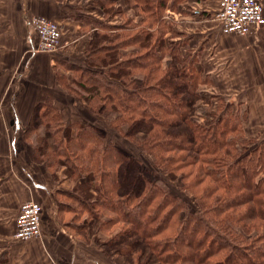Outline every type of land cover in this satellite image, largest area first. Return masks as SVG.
<instances>
[{
    "label": "trees",
    "instance_id": "1",
    "mask_svg": "<svg viewBox=\"0 0 264 264\" xmlns=\"http://www.w3.org/2000/svg\"><path fill=\"white\" fill-rule=\"evenodd\" d=\"M141 3L143 13L146 17L150 15L151 21L146 26L136 27L138 22L133 23L130 15L120 24H105L97 20L100 37H104L97 44L91 40L85 60L86 65L92 68L99 66L101 72L79 66L82 73L79 86L89 96L95 95L103 100L101 106L115 109L116 117L128 125L127 135L133 137L140 128L148 130L150 136L138 143L155 159L164 160L162 152L175 149L178 144H182L180 149L194 153L169 157L167 165L170 172H177L186 163L201 161L205 174L194 176L193 182L211 177L216 184L206 188V192L198 198L199 206L191 210L186 200L158 186L154 172L144 167L136 153L118 148L113 140H106L102 136L104 132L91 124H80L77 120H72L70 124L64 122L60 113L51 106L44 112V117L48 118L47 126L65 136L56 141L55 154L50 156L48 141L41 139L37 156H47L51 166H57L62 161L70 166L69 159L74 157L72 168L77 166L73 170L78 174L75 178L81 179L83 174L90 179L89 184L84 182L79 185L88 184L82 190L83 195H92L91 190H95L98 207H109L112 213L118 214V221H136L135 232L131 234L136 236V243L140 236L146 239L148 246L151 244L156 255L154 261L172 264H264V174L260 176L264 173V150L261 143L246 153L231 154V151L237 150L233 145L238 138L227 137V134L234 131L236 125L230 126L227 120L222 125V134L215 137L212 126L192 119L190 111L198 98L196 76L178 67L177 62H169L171 66L158 77L165 50L177 44L166 40L165 25L161 21L168 0H141ZM115 5L116 0H98L97 7L104 9ZM116 7L118 12H124L121 6ZM161 25L164 27L160 30ZM107 35L111 38L105 40ZM149 40L151 44L142 54V59L138 58L139 54H122L125 44L134 42L143 46ZM137 67L147 70L145 82L142 86L136 84L129 87L127 84L135 82L132 77ZM182 124L184 127H181ZM177 128L182 129L177 131ZM246 145L243 144L245 150ZM223 147L227 149L222 154ZM159 197H163L162 203L156 202ZM80 200L87 211L92 200L88 201L84 196ZM152 204L155 212L150 218L147 217V208ZM146 217L147 229L150 228L151 233L140 228L138 222ZM89 218L93 220V216ZM90 219H86V227H90Z\"/></svg>",
    "mask_w": 264,
    "mask_h": 264
},
{
    "label": "rangeland",
    "instance_id": "2",
    "mask_svg": "<svg viewBox=\"0 0 264 264\" xmlns=\"http://www.w3.org/2000/svg\"><path fill=\"white\" fill-rule=\"evenodd\" d=\"M14 1H16L17 5L19 6L18 8L17 6L11 8L14 5ZM0 2L5 5L3 7V5L0 3V36L6 29L11 32L6 37L2 36L0 38V44H14L17 47L18 52L23 55L18 62L15 55L10 56L8 54H1L5 60L11 59V62H4V64L8 65V67L5 68L1 67L3 64H0V122L3 121L5 123V121L10 122V120H13L14 114L12 113L11 109H8V106L11 103V105L15 106L16 109L20 110L22 121L28 123L27 129H25L24 132L22 130L21 133V130L18 129L11 134L14 138L17 136H23L26 140V145L24 143L23 145L25 147L27 146V156L29 154V159L26 163L28 171L34 173L35 175L39 172L40 177L42 178L51 175L53 179H59L63 182L67 181L68 184L72 185L75 195L72 194V197L70 195L68 198L65 196H60L65 205L70 202L72 204H77V199H79L77 193L81 195V197H86L87 200H92V202H90L91 207L86 208L87 211L82 212L83 214L80 216L81 219L75 218L77 215H75L70 210L65 212V217L67 219L75 218L76 222H78L79 225H82L81 228H84V226L87 224L85 219H90L89 217L93 216V220L90 219L91 225L89 228H84L83 232L80 230L75 232L78 236L83 238V240H86L85 237L88 232L92 237L93 234H95L96 237L94 240L99 242L107 253V258L110 261L108 264H172L154 261L156 255L150 247L151 244L149 246L147 245L146 239L144 240L142 237L138 236L139 242L136 243V236L131 234L132 232H135L134 223L136 221H118V214L112 213L109 207H98V193H96L95 190H91L94 193L92 195H83L82 190L85 188L86 183L89 184L90 179L83 177V174L81 179L75 178V174L76 176L78 174L73 170L77 169V166L72 168V166H74V157L71 156L72 158L69 159L70 166L69 164L65 165L64 161H62L61 164H56L57 166H51L47 156L41 158L37 156V148L41 139H46V141H48L47 147L49 149L48 154L50 156V154H55L53 151L56 149V141H58L60 136L63 135V133L57 132L53 128H48L46 122L48 118L44 117V112L45 110H48L49 106H51L55 109V111L60 113V116L63 117L64 122L70 124L69 122L72 120H77V122H80V124H91L98 128L101 133L104 132L102 133V136L106 140H113L114 145L118 148H122L131 153H136L135 155L141 160V163L144 164V167H147L154 172L155 180L157 181L158 186L162 190H169V192L172 194L178 195L180 198L186 200L189 204V209L191 210L199 206L198 198H200V196L206 192V188L210 185L216 184L214 179L211 177H204V179L200 180L199 182L196 179V182H193L195 179L194 176H197L199 173H201L202 177L205 174L204 163L201 161H192L190 163H186L187 165H184L183 168L179 167L177 172H170V166L167 165L169 157L172 155L184 156L194 153L189 150L180 149L179 146L182 144H178V146H174L175 149L162 152L164 160L161 161L160 159H155L152 153H150L145 147L142 148V146H140L138 143L143 139H146L145 137L150 136L148 130L140 128V130L134 134L133 137L127 135L128 125L126 122H122V119L116 117L118 114L115 109L111 108L110 106H108V108L107 106H101L103 105V100L97 98L95 95L89 96L86 90L80 88L79 83H81L80 79L82 73L78 68L79 66H86L87 68L92 69V71L98 73L101 72L99 66L92 68L90 65H86L85 59L87 57L88 50L86 47H83V41L78 43L79 50L82 52L75 51L71 54H64L66 58L58 60L57 65L54 66L55 68L53 67L54 76H51L50 82L37 86V96L34 97L36 98V101L32 103L26 102L32 87L29 86L24 88V85L28 84L34 77V73L31 72V64L34 61V56H38L42 53L52 54L58 49L54 52H50L36 51L33 47L31 48L28 43H25L22 37H19L16 34V29L20 34L21 27L22 29L24 28L22 20L23 18L21 16L23 13L21 10L23 6V0H0ZM261 2L264 6V1ZM120 3L122 5L121 7L124 9V12H118L117 10L119 8L116 6L118 4L120 6ZM73 5H80L77 7V9H86L91 13V15H89L91 18L88 16H83L80 18L84 21V25H86V27L93 25L96 26L99 23V20L105 24H120L121 22H124L129 15L131 16L133 23L138 22L136 27L146 26L147 23H150L151 21L150 15L147 14L148 17H146V15L143 13V4L141 3V0H121V2L116 0L115 7L108 6L104 9H99L96 7L98 5V0H74ZM4 9L5 13L1 15ZM24 13L26 20H29L30 16H36L35 13L30 10V8H27ZM121 13L123 14L120 15ZM163 18L164 16H162L161 19L162 24L164 23ZM54 21L59 25L61 33L64 32L62 24H59V22L56 20ZM10 25L15 29V31L11 29ZM172 25L173 22L170 23V31L165 36L166 40L170 44L172 40L171 38H179V33L172 30ZM159 27L161 30L164 25ZM134 29L135 27L133 26V30ZM99 30H90L89 33L83 32L82 34L85 33L84 35L86 39H93L94 43L97 44V42L102 40V37H104V35H101L100 37ZM120 30H122V28H120ZM165 31L167 33L166 28ZM109 38H111V36L107 35L105 40ZM151 40L147 41L146 45L143 46H141L139 43L138 45H135L134 42L133 44H125L122 54L126 56L133 55V53L135 56L136 54H139L138 58L142 59V54L148 50L146 48H148L151 44ZM184 41L185 40L178 41L176 39V41H173L177 43L175 47L165 50L162 59V70L158 72V77L163 73V71L165 72L168 67L171 66L169 62H177L178 67L181 66L185 69V72L191 75L193 74V76H196L198 80L195 88V91L198 93V98L194 101V107L190 111L192 119L196 120L200 124L212 126L214 128L213 133H215V137L222 134L221 128L224 126L227 120H229L230 126L236 125V129H233L234 131H230L227 134V137L232 136L234 138H238L234 141L233 145L234 148H237V150L231 151V154L239 152H242V154L246 153L251 149L256 148V146L260 145V143L262 150H264V144H262L264 142V111L261 112L260 107L257 104V99L255 101L256 103H253V109L255 110H252L250 109L249 104L253 101L254 97L247 96L246 90H236L233 88V90L227 91L225 88L221 89L218 86H215L211 80V77H209L210 74H206L200 66L198 68L196 63L198 61L197 55H194L193 51L186 48V43ZM168 42L167 45L169 44ZM136 46L138 47L135 48ZM173 48L174 50H172ZM20 72L22 75L20 78H17ZM145 72H147V70L143 67L135 68L133 70L132 77L135 82L129 83L127 86L134 87L136 84H140L142 86V84L145 82ZM52 77L54 78L53 82H51ZM24 90H26L25 95ZM52 91L55 92V94ZM206 112L210 114L208 115ZM16 118H18L17 115ZM54 123H56V120H54ZM218 126L220 127L217 128ZM0 127L3 129L2 126ZM8 127L10 130L7 132L13 131V127L11 129V125H8ZM181 127H184V124H182ZM2 129L0 131H2ZM179 129L181 130L182 128H177V131H179ZM74 134L75 133L73 132V136ZM64 136L65 134L63 137ZM243 138L244 140H242ZM65 143L66 142L64 141L63 144L65 145ZM243 144H247V150L243 149ZM226 149L227 147L222 148V154L226 153ZM78 161L79 160H76V162ZM69 167L71 168L68 169ZM67 169L69 170V173H67ZM263 174L264 173H260V176H263ZM84 182H86L85 185L80 187L79 185L84 184ZM88 184L86 186H88ZM103 189L105 190L106 187L104 186ZM218 191L224 192L222 190ZM157 201H161L162 203L163 197H159V199H156V202ZM132 209L133 208H130L129 210ZM154 210L153 204L152 206L148 207L147 217L152 218V215L155 212ZM133 214L135 215V212ZM147 217L145 219L138 220V222L141 224L140 228L143 227L150 232L151 229H147ZM126 232H130L129 235H125ZM160 237L163 238L164 236L161 235ZM115 242L117 245H115ZM115 251L118 253L115 254ZM173 264L183 263L176 262Z\"/></svg>",
    "mask_w": 264,
    "mask_h": 264
},
{
    "label": "crops",
    "instance_id": "3",
    "mask_svg": "<svg viewBox=\"0 0 264 264\" xmlns=\"http://www.w3.org/2000/svg\"><path fill=\"white\" fill-rule=\"evenodd\" d=\"M118 1L121 2V0ZM173 2V0H168L163 13L166 34L170 31V23L173 22L172 30L179 33V38L176 39L185 40L186 48L198 57L196 62L198 68L200 66L206 74H210L209 77L214 85L221 89L225 88L227 91L233 88L246 90L247 96L254 97L249 104L250 109L255 110L253 103L255 104L257 99V104L263 112L264 26L247 36L224 33L216 17L220 0H177ZM73 3L74 0H23L21 16L24 28L21 27L20 34L16 29V34L22 37L31 48L37 45L39 36L32 31L29 21L25 19L24 12L27 8H30L35 15H44L56 20L62 24L64 29L61 46L56 52L42 53L33 57L31 72L34 73V77L24 85V88L32 87L26 102L36 101L34 97L37 96V86L50 82L51 76H54L53 67L57 65L58 60L66 58L64 54L82 52L78 47V43L82 41L84 42L83 47L87 50L90 48L91 40L86 39L85 33H82H89L97 27L94 25L86 27L80 18L83 16L91 18L89 16L91 13L86 9H77L80 5L76 6ZM16 6L19 7L14 1L11 8ZM120 6H122L121 3ZM4 13L5 9L1 15ZM11 29L15 31L12 26ZM10 33L6 29L0 38ZM171 39L176 41L174 38ZM1 54L15 55L18 62L23 56L14 44H0V64H3L1 67L4 68L8 67L4 62H11V59L5 60ZM21 75L20 72L17 78ZM53 80L52 77L51 82ZM25 93L26 90H24V95ZM8 109H11L14 114L13 120L0 122V126L3 127V129L0 127V130L2 129L0 131V264H108L110 261L107 253L103 246L94 240L95 234L92 237L88 232L86 240H83L75 232L77 230L83 232L84 228L88 227L85 225L81 228L82 225L75 220V218L81 219L82 212L86 211L81 205V195L77 193L79 197L77 204L70 202L65 205L60 196L68 198L70 195L72 197V194L75 195L72 185L67 181L65 183L59 179H53L51 175L42 178L39 172L35 175L28 171L26 163L29 154L27 156V146L23 145V143L26 145V140L23 136L14 138L11 135L18 129L21 133L22 130L24 132L28 123L22 121L20 110L11 103ZM8 125H11V129L13 127L11 133L7 132L10 130ZM29 199L40 202L43 207L42 234L23 241L15 237L16 216L22 202ZM67 210L77 216L67 219L65 217Z\"/></svg>",
    "mask_w": 264,
    "mask_h": 264
},
{
    "label": "built area",
    "instance_id": "4",
    "mask_svg": "<svg viewBox=\"0 0 264 264\" xmlns=\"http://www.w3.org/2000/svg\"><path fill=\"white\" fill-rule=\"evenodd\" d=\"M224 33L250 35L264 26V6L260 0H220L216 15ZM29 24L38 34L36 51L54 52L61 43L59 25L44 15L29 17ZM40 202L29 199L22 202L16 216L15 237L27 241L42 234Z\"/></svg>",
    "mask_w": 264,
    "mask_h": 264
}]
</instances>
